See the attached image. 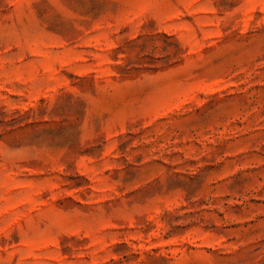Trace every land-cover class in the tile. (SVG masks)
Returning <instances> with one entry per match:
<instances>
[{"label": "rangeland", "instance_id": "rangeland-1", "mask_svg": "<svg viewBox=\"0 0 264 264\" xmlns=\"http://www.w3.org/2000/svg\"><path fill=\"white\" fill-rule=\"evenodd\" d=\"M0 264H264V0H0Z\"/></svg>", "mask_w": 264, "mask_h": 264}]
</instances>
